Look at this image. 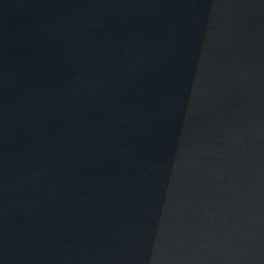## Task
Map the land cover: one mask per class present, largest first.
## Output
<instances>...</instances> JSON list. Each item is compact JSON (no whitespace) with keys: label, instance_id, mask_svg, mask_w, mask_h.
Instances as JSON below:
<instances>
[{"label":"water","instance_id":"obj_1","mask_svg":"<svg viewBox=\"0 0 264 264\" xmlns=\"http://www.w3.org/2000/svg\"><path fill=\"white\" fill-rule=\"evenodd\" d=\"M0 264H264V0H0Z\"/></svg>","mask_w":264,"mask_h":264}]
</instances>
